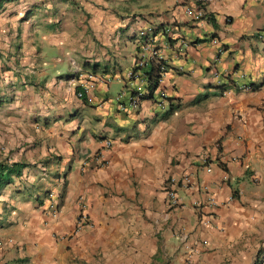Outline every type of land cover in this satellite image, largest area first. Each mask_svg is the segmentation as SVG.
<instances>
[{"label":"crops","instance_id":"1","mask_svg":"<svg viewBox=\"0 0 264 264\" xmlns=\"http://www.w3.org/2000/svg\"><path fill=\"white\" fill-rule=\"evenodd\" d=\"M185 3L0 0L22 128L0 160L23 164L0 189V264H264V0H203L198 21ZM146 40L166 64L160 109L129 105Z\"/></svg>","mask_w":264,"mask_h":264},{"label":"built area","instance_id":"2","mask_svg":"<svg viewBox=\"0 0 264 264\" xmlns=\"http://www.w3.org/2000/svg\"><path fill=\"white\" fill-rule=\"evenodd\" d=\"M192 2V5H189L185 3L183 5V12L186 16L191 18L194 21L201 20L204 17V10L202 8V1L203 0H190ZM152 31V27L148 25L143 30H140L138 32L139 36H143L147 33ZM149 68H154L155 75L157 76V84L160 82L162 76L164 75V72L166 70V64L163 61L161 55L159 54L158 50L149 42V41H143L139 44V48L137 51V56L135 58V62L133 65V70L129 72V80L132 79V81L137 80V84L133 87L134 94L131 96L129 100V105L134 106L139 102L141 97L145 94H147V76L145 72L149 70ZM128 80V81H129ZM131 83L128 84L131 86ZM80 89H84V84L80 85ZM245 89H249V86H245ZM153 97L150 99L151 103L155 106V108H162L163 105L166 103V96L164 94L163 90H157L156 88L153 91ZM76 96H81V91L76 92ZM110 145V142L108 140L102 141V148H108ZM96 157H101L100 153H95ZM208 171V169H207ZM190 180L188 175H182V178L180 180H176L174 177H169L164 185V192L166 194V197L169 200V204L175 205L177 204V196L175 192V188H185L189 184ZM205 203L209 206H214L215 201L214 198L210 195H207L205 198ZM89 222H87V219L84 215H79L75 229L74 231L79 230L82 226L88 225Z\"/></svg>","mask_w":264,"mask_h":264},{"label":"trees","instance_id":"3","mask_svg":"<svg viewBox=\"0 0 264 264\" xmlns=\"http://www.w3.org/2000/svg\"><path fill=\"white\" fill-rule=\"evenodd\" d=\"M147 76V94L143 95L141 99H151L153 97V91L158 86L157 76L155 75L154 68H149L145 72ZM23 164L18 162H4L0 160V189L7 183L11 181L13 175H18L21 171Z\"/></svg>","mask_w":264,"mask_h":264},{"label":"rangeland","instance_id":"4","mask_svg":"<svg viewBox=\"0 0 264 264\" xmlns=\"http://www.w3.org/2000/svg\"><path fill=\"white\" fill-rule=\"evenodd\" d=\"M2 82H3V79L0 78V117H2V116H5L6 118H8V117L16 118L17 117L19 119V117L17 116V114L15 113V111L12 110V109H8V107H7L8 104H6V103H8L11 99H10V95L8 93L9 91L8 92H3V89L2 88L5 87V86L4 85L2 86ZM6 118H3L4 121L0 122V125H2V126H4V125L9 126L10 127V130L2 129L0 127V137L4 133L5 134H9L10 136L8 137V140L10 141L11 138H16V136H20L21 135V132H17L18 129L20 128V126H17L16 120H15V122H10V119L9 118L6 119ZM10 125H12V126H10ZM26 128H28V126L25 127L24 129H26ZM21 129L22 128H20V130ZM9 144L11 145L12 143L9 142ZM21 145L22 144H20V146ZM4 146H6V143L0 139V149H2ZM16 147L17 146H16V143H15V145L10 150H13Z\"/></svg>","mask_w":264,"mask_h":264}]
</instances>
